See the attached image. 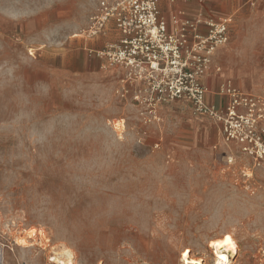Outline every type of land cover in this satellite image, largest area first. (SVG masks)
Returning <instances> with one entry per match:
<instances>
[{"label":"rangeland","instance_id":"374dc122","mask_svg":"<svg viewBox=\"0 0 264 264\" xmlns=\"http://www.w3.org/2000/svg\"><path fill=\"white\" fill-rule=\"evenodd\" d=\"M176 1L156 2L167 29ZM201 1L229 20L213 89L264 98V0ZM98 2L0 0V264H179L187 247L214 264L226 232L230 264H264V161L184 101L136 98L102 54L114 23L84 32Z\"/></svg>","mask_w":264,"mask_h":264},{"label":"built area","instance_id":"2783aa9c","mask_svg":"<svg viewBox=\"0 0 264 264\" xmlns=\"http://www.w3.org/2000/svg\"><path fill=\"white\" fill-rule=\"evenodd\" d=\"M156 2L99 0L84 32L97 36L112 21L119 37L102 54L136 80V98L148 94L153 109L184 101L193 114L221 125L227 145L238 146L257 163L264 161V127L259 125V120H264V98L242 91L232 78L223 76L216 94L224 97L225 103L219 106L206 101L210 91L204 81L221 74L215 57L228 42L229 20L210 24L212 28L204 35L194 27L175 31L167 29L159 17Z\"/></svg>","mask_w":264,"mask_h":264},{"label":"crops","instance_id":"0c3cea01","mask_svg":"<svg viewBox=\"0 0 264 264\" xmlns=\"http://www.w3.org/2000/svg\"><path fill=\"white\" fill-rule=\"evenodd\" d=\"M201 0H189V1H183L179 0L178 2H173L167 4V9L169 15H174V17L177 19V23H179V27L183 28L186 27L187 25H190L191 27H194V30L199 33V34H206L209 29H207L206 25L201 24L206 17L211 18H217L210 10H207L210 8V3L208 5L206 4H201ZM211 13V14H210ZM201 17V19H199ZM197 18V19H196ZM111 23V22H109ZM172 27V25H171ZM199 27V29H197ZM175 31L180 30V29H173ZM192 30V29H188ZM118 35V33H117ZM116 36V33L114 34ZM217 57V54H216ZM215 57V59H217ZM213 78H208L204 81L205 85L208 86L210 93L206 95V101L209 103H213L216 105L224 104L226 99L224 97H220L216 94V88L213 89V85L211 83L213 82ZM218 87V86H217Z\"/></svg>","mask_w":264,"mask_h":264},{"label":"bare ground","instance_id":"6f19581e","mask_svg":"<svg viewBox=\"0 0 264 264\" xmlns=\"http://www.w3.org/2000/svg\"><path fill=\"white\" fill-rule=\"evenodd\" d=\"M199 19L203 20L201 17H199ZM223 19L228 21V18H223ZM205 22L207 24H213V22L211 20L205 21ZM171 25L173 26L172 29H179L180 28L179 23H177V21H175V23L171 24ZM29 236H31V234L28 235V238H29ZM231 236L226 232V234H224L222 237L220 236L221 238H217V239H213V240H211V238H210V241L208 242L207 247H210V249L214 250V253L212 251V253L214 254V264H230L231 263L230 257H233L234 255H236L238 253V247H237L235 241L233 240V238ZM229 237L231 238L230 243L226 242V238H229ZM22 242L24 243L25 240L23 239ZM187 248L185 250H183V252L180 254V262L182 264H203L202 259L192 258L191 257L192 255H190V251ZM186 252L188 253L187 256H185ZM137 263H140V262H137ZM181 263H179V264H181Z\"/></svg>","mask_w":264,"mask_h":264},{"label":"snow or ice","instance_id":"6c2138e0","mask_svg":"<svg viewBox=\"0 0 264 264\" xmlns=\"http://www.w3.org/2000/svg\"><path fill=\"white\" fill-rule=\"evenodd\" d=\"M226 242H228V243H230L231 242V238L229 237V238H226ZM188 255V253L186 252L185 253V256H187Z\"/></svg>","mask_w":264,"mask_h":264}]
</instances>
